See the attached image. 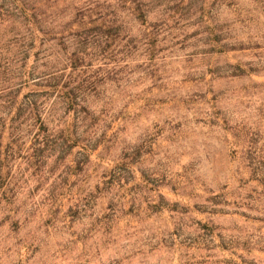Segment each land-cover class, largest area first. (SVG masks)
Instances as JSON below:
<instances>
[{"label": "rangeland", "instance_id": "374dc122", "mask_svg": "<svg viewBox=\"0 0 264 264\" xmlns=\"http://www.w3.org/2000/svg\"><path fill=\"white\" fill-rule=\"evenodd\" d=\"M0 264H264V0H0Z\"/></svg>", "mask_w": 264, "mask_h": 264}, {"label": "trees", "instance_id": "16d2710c", "mask_svg": "<svg viewBox=\"0 0 264 264\" xmlns=\"http://www.w3.org/2000/svg\"><path fill=\"white\" fill-rule=\"evenodd\" d=\"M59 91L63 92V95L66 97V99H68V101L72 100V96H71V91L70 90H66L64 88H62V90L59 89Z\"/></svg>", "mask_w": 264, "mask_h": 264}]
</instances>
